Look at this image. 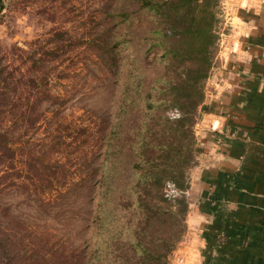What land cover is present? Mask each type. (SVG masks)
<instances>
[{
  "label": "rangeland",
  "instance_id": "1",
  "mask_svg": "<svg viewBox=\"0 0 264 264\" xmlns=\"http://www.w3.org/2000/svg\"><path fill=\"white\" fill-rule=\"evenodd\" d=\"M149 24L137 0H0V264H75L90 251L128 46L146 51L149 73L162 67Z\"/></svg>",
  "mask_w": 264,
  "mask_h": 264
},
{
  "label": "trees",
  "instance_id": "2",
  "mask_svg": "<svg viewBox=\"0 0 264 264\" xmlns=\"http://www.w3.org/2000/svg\"><path fill=\"white\" fill-rule=\"evenodd\" d=\"M137 1L149 15L145 33L162 51V67L149 73L142 62L146 51L128 46L118 109L105 136L104 171L96 167L95 184L102 189L96 192L95 227H88L91 248H81L75 264H171L186 230V174L196 151L192 128L212 68L219 2ZM120 66L117 61L118 82ZM168 108L178 115H167ZM175 204L182 205L179 227Z\"/></svg>",
  "mask_w": 264,
  "mask_h": 264
},
{
  "label": "crops",
  "instance_id": "3",
  "mask_svg": "<svg viewBox=\"0 0 264 264\" xmlns=\"http://www.w3.org/2000/svg\"><path fill=\"white\" fill-rule=\"evenodd\" d=\"M219 3L186 174V230L171 264H264V0Z\"/></svg>",
  "mask_w": 264,
  "mask_h": 264
}]
</instances>
